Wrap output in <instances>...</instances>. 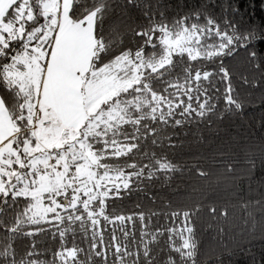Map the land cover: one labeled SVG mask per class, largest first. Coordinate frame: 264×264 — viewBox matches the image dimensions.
<instances>
[{"label": "snow or ice", "instance_id": "obj_1", "mask_svg": "<svg viewBox=\"0 0 264 264\" xmlns=\"http://www.w3.org/2000/svg\"><path fill=\"white\" fill-rule=\"evenodd\" d=\"M240 4L0 0V264H211L213 257L224 264L225 254L264 239L254 156L245 157V174L229 163L210 182L229 183L223 191L231 195L241 175L249 180V198L236 193L238 230L229 227L228 207L207 196L194 208L151 213L165 216L163 226L150 227L151 217L145 223L139 213V238L133 216L108 211L110 199L154 181L170 187L183 175L187 166L166 151L183 147L170 128L241 114L226 58L247 52L261 76L242 83L261 86L264 22L249 24ZM196 173L214 175L199 166ZM205 207L208 222L198 233ZM208 232L220 251L202 261Z\"/></svg>", "mask_w": 264, "mask_h": 264}, {"label": "trees", "instance_id": "obj_2", "mask_svg": "<svg viewBox=\"0 0 264 264\" xmlns=\"http://www.w3.org/2000/svg\"><path fill=\"white\" fill-rule=\"evenodd\" d=\"M241 12L244 20L249 24L264 22V0H241ZM245 25L241 24L243 28ZM264 51V43L258 45ZM248 53L241 50L235 58H226L225 64L233 73L232 82L239 93L240 99L244 102L241 114L224 120L213 118V123L209 127L206 122L197 125L195 122L185 124L183 127L169 129L177 134L173 137L176 143L183 142V147H178L169 151V158L173 162L186 165L183 175L175 174L171 186L164 185L162 181H154L146 189L133 191L129 195L122 194V198H113L108 201V211L110 214H123L133 216L135 235L139 238L141 221L138 214L143 212L147 218L151 217L150 227L163 226L166 223L165 216L160 214L151 216V213H167L170 211L194 208L197 203L204 202L207 196L209 201H215L219 207H228L230 228L239 229L243 221L240 219V209L238 205V192L240 197L249 198V180L241 175L236 182V190L231 195L225 194L223 188L230 187L229 183H224L221 188H214L211 181L216 176L224 174L225 167L231 163L236 169V174H245L247 169L246 156H254L257 159V168L253 172L251 186L259 191L253 196L264 194V167L259 165V160L264 154V80L261 86L251 88L242 83L241 77L247 75L250 80L259 79L260 72H254L252 66L246 62ZM221 92L223 85H220ZM3 90L0 89V92ZM218 111L224 108V101L218 100ZM127 159L125 158H121ZM147 163V161H142ZM199 166L214 175L208 179L200 178L196 173ZM214 191L210 195L209 188ZM170 205V207H169ZM102 224L104 223L101 221ZM208 222L207 208L200 213L197 220V232ZM118 223V222H117ZM131 231L133 223L126 225ZM109 230L111 225L108 226ZM214 233H206L201 245V260L208 261L212 251L219 254L220 246L212 239ZM228 238L225 237V242ZM19 243V242H18ZM224 264H264V239L256 238L250 243L244 244V251H236L233 255L223 256ZM211 264H216L213 257Z\"/></svg>", "mask_w": 264, "mask_h": 264}]
</instances>
